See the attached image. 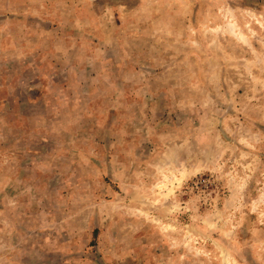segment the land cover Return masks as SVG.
I'll list each match as a JSON object with an SVG mask.
<instances>
[{
	"label": "rangeland",
	"instance_id": "obj_1",
	"mask_svg": "<svg viewBox=\"0 0 264 264\" xmlns=\"http://www.w3.org/2000/svg\"><path fill=\"white\" fill-rule=\"evenodd\" d=\"M0 264H264V0H0Z\"/></svg>",
	"mask_w": 264,
	"mask_h": 264
}]
</instances>
